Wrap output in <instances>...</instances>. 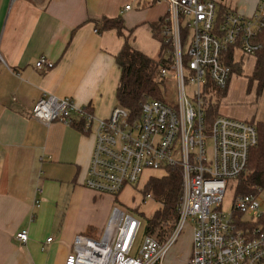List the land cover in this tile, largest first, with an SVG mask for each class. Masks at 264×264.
<instances>
[{
  "label": "built area",
  "instance_id": "obj_1",
  "mask_svg": "<svg viewBox=\"0 0 264 264\" xmlns=\"http://www.w3.org/2000/svg\"><path fill=\"white\" fill-rule=\"evenodd\" d=\"M158 1L169 7L164 36L172 55L171 63L160 68V81L175 78L176 103L149 99L136 118L117 104L108 118L99 119L73 98L45 92L33 105L31 117L46 126L82 120L83 130L95 138L84 185L117 202L147 171L164 176L170 168H179V220L171 235L159 241L144 234L145 219L138 216L142 212L114 206L100 237L77 234L63 264H163L189 223L192 253L187 264H264L263 191L242 194L236 186L249 171L250 152L259 141L257 122L220 113L208 120L206 111L215 90L227 89L235 74L228 58L241 65L242 57H255L262 48L264 0L252 15L233 9L219 13L215 0ZM53 65L45 55L35 63L37 69ZM229 189L234 197L227 214L223 202ZM147 200L154 198L146 194L138 206ZM15 237L27 243L28 230Z\"/></svg>",
  "mask_w": 264,
  "mask_h": 264
},
{
  "label": "crops",
  "instance_id": "obj_2",
  "mask_svg": "<svg viewBox=\"0 0 264 264\" xmlns=\"http://www.w3.org/2000/svg\"><path fill=\"white\" fill-rule=\"evenodd\" d=\"M215 1L219 13L233 9L246 15L259 4ZM168 8L158 0H0V264H63L77 234H102L116 200L111 196L100 210L97 202L110 195L84 185L94 134L61 120L46 126L31 111L46 92L71 97L96 118H108L117 105V56L125 39L115 29L99 31L97 23L122 17L133 47L158 59L154 26ZM41 55L54 65L37 69ZM250 59L242 57L245 69ZM220 105V114L264 122V112L247 115L228 107L223 112ZM24 229L29 238L23 244L15 236ZM191 253L192 236L165 264H187Z\"/></svg>",
  "mask_w": 264,
  "mask_h": 264
},
{
  "label": "trees",
  "instance_id": "obj_3",
  "mask_svg": "<svg viewBox=\"0 0 264 264\" xmlns=\"http://www.w3.org/2000/svg\"><path fill=\"white\" fill-rule=\"evenodd\" d=\"M97 23L99 31L115 29L121 37H124V45L117 56V64L120 69L119 84L116 90V101L125 107L136 118L141 113L144 102L149 99H163L162 81H160V68L171 63L169 47L165 44L164 19L154 26L155 38L161 43V51L158 59H153L142 51L133 47L129 37L125 35V24L122 17L103 18ZM186 35V31L184 32ZM262 48L257 53V59L251 76L248 77L249 86L254 82L258 84V90L264 87V29L259 36ZM233 49L230 48L228 56ZM167 55L169 56L167 58ZM171 56V57H170ZM232 56L227 60L233 72H238L242 65L232 63ZM164 84V83H163ZM227 89L215 90V99L209 101L206 107L208 120L219 114V102L227 93ZM74 125L79 130L84 129V122L79 120ZM259 141L250 152L249 171L236 180L239 193L248 194L259 190L264 191V122H257ZM147 194H151L159 203V208L152 216L145 217L144 234L152 235L159 241H165L175 229L179 220V209L183 194V176L179 168H170L162 177L151 178L145 186Z\"/></svg>",
  "mask_w": 264,
  "mask_h": 264
},
{
  "label": "rangeland",
  "instance_id": "obj_4",
  "mask_svg": "<svg viewBox=\"0 0 264 264\" xmlns=\"http://www.w3.org/2000/svg\"><path fill=\"white\" fill-rule=\"evenodd\" d=\"M250 61L246 63L245 66H242L241 69L237 72L238 76H235L232 82V86L226 96L222 97L219 104L220 111H227V108L234 109L240 113H244L247 115H260L264 112V93L263 90H258L257 82H254L252 85L249 86L248 76L252 73V69L254 67L253 62L257 59V56L250 57ZM254 59V60H253ZM246 71V72H245ZM245 73V74H244ZM163 89V99H165L169 103H176L178 100L177 94V83L173 76H169L167 80H165V84L162 83ZM227 91V90H226ZM215 99V97H214ZM149 173L152 175L148 177ZM162 173L160 172H149L147 171L144 174V177L141 182L137 183L136 185L129 186L120 196V202L113 201L114 206H119L122 209H126V206L130 208H134L136 214L137 212H142L138 216L145 219L148 216H152L158 209V207L162 208L160 204H158L155 200H147L146 202L142 203L141 206L139 205L140 198L145 197L148 191H146V184L151 178L162 177ZM148 177V178H147ZM146 179V180H145ZM113 197V196H112ZM234 197L233 190L229 189L225 195L224 202H223V210L227 212V214L231 211V204ZM103 199H99L97 205L99 206L100 210L107 206V201L111 202V196L103 195ZM261 198L264 202V191L261 193ZM105 199V200H104ZM138 206V207H137ZM62 211L66 212L64 208H61ZM192 224L189 223L185 226L184 230L179 235L178 240L173 245V247L168 252L167 256L165 257V261L175 254L176 250L179 247H188L190 243V237L192 236ZM176 246V247H175Z\"/></svg>",
  "mask_w": 264,
  "mask_h": 264
}]
</instances>
